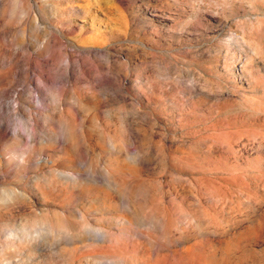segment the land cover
<instances>
[{
	"label": "rangeland",
	"instance_id": "374dc122",
	"mask_svg": "<svg viewBox=\"0 0 264 264\" xmlns=\"http://www.w3.org/2000/svg\"><path fill=\"white\" fill-rule=\"evenodd\" d=\"M0 264H264V0H0Z\"/></svg>",
	"mask_w": 264,
	"mask_h": 264
}]
</instances>
